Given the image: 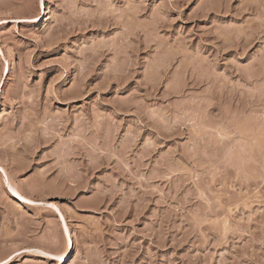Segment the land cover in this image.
Wrapping results in <instances>:
<instances>
[{
  "label": "rangeland",
  "instance_id": "obj_1",
  "mask_svg": "<svg viewBox=\"0 0 264 264\" xmlns=\"http://www.w3.org/2000/svg\"><path fill=\"white\" fill-rule=\"evenodd\" d=\"M65 229L64 264H264V0H0V264Z\"/></svg>",
  "mask_w": 264,
  "mask_h": 264
},
{
  "label": "bare ground",
  "instance_id": "obj_2",
  "mask_svg": "<svg viewBox=\"0 0 264 264\" xmlns=\"http://www.w3.org/2000/svg\"><path fill=\"white\" fill-rule=\"evenodd\" d=\"M43 5H41L42 7ZM64 241H65V247H66V250L64 251V253L60 256H55L53 255L54 257H57L58 260H59V264H64V263H67V261L71 258V254L73 252V243L70 239V236L68 234V231L67 229H65L64 231Z\"/></svg>",
  "mask_w": 264,
  "mask_h": 264
}]
</instances>
